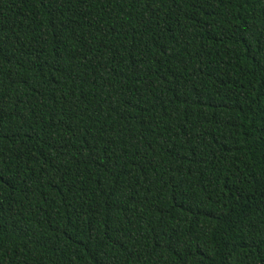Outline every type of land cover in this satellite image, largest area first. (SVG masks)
<instances>
[{"label": "trees", "instance_id": "obj_1", "mask_svg": "<svg viewBox=\"0 0 264 264\" xmlns=\"http://www.w3.org/2000/svg\"><path fill=\"white\" fill-rule=\"evenodd\" d=\"M0 264H264V0H0Z\"/></svg>", "mask_w": 264, "mask_h": 264}]
</instances>
